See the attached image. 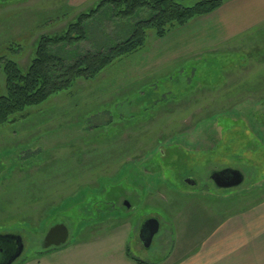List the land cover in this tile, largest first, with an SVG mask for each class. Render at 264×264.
<instances>
[{"label": "rangeland", "instance_id": "rangeland-1", "mask_svg": "<svg viewBox=\"0 0 264 264\" xmlns=\"http://www.w3.org/2000/svg\"><path fill=\"white\" fill-rule=\"evenodd\" d=\"M98 1L0 0V60L2 56L13 58L25 70L39 34L61 28L67 16L73 18ZM65 12L68 14L61 15ZM104 17L107 16L102 15L90 29L94 38L91 41L100 46L115 43V34L122 36L125 32L123 25L105 23ZM102 23L107 27H102ZM193 28L173 32L160 42L151 35L140 54L115 63L96 81L80 80L67 94H57L44 105L27 108L29 112L22 120L0 126V234L18 231L22 235L25 251L18 259L36 255L48 264H143L126 256L124 242L128 237L133 256L156 264L167 254L171 239L183 240V232L194 231L191 226L186 230L180 223L187 219L185 212L201 199L236 197L252 188L254 180L244 172L251 158L245 167L239 166L244 173L243 184L233 189L217 190L215 184L196 172L203 169L207 157L217 158L215 155L227 153L228 149L233 153L249 145L259 148L256 158L264 161V152L260 151L261 147L264 149V133L252 118L258 113L264 118V105L257 99L264 97V24L243 30L224 45L235 51L215 55L206 53L214 46L197 47L206 41L196 40L194 32L189 31ZM175 35H183V42H175ZM237 45L242 46L239 49ZM92 47L91 42H82L76 50ZM173 50L179 51L172 54ZM120 88L129 91L113 101ZM5 93L0 67V95ZM228 109L230 112L224 114ZM234 120L242 125L241 121H245L252 131L241 136L238 145V136L230 133ZM230 126L228 135L221 137ZM239 128L237 133L241 135ZM213 140L220 147L211 150ZM199 141L203 148L194 153L192 145ZM176 145V151L191 154L193 163L180 168V174L169 176L163 181L165 186H150L145 201L140 196L136 199V192L141 194L143 190L135 192L131 185H137L136 178L144 174L141 162L156 160L155 151L163 152ZM171 160L176 161L175 155L163 157L161 163L170 167ZM258 161L254 159V163ZM158 176L161 180L167 177ZM184 176L197 179V188L186 187ZM154 180L158 182V178ZM108 183L113 187L109 188ZM111 189L114 196L124 193L132 206L126 212L129 216L119 222L124 224L122 233L130 221L134 222L125 240L113 233L117 222L113 213L105 215L97 210L109 206L104 205L105 197L100 201L97 198V208L91 204L92 194L103 195ZM197 208L200 243L211 230L226 229L222 222L219 227L214 225L216 216L208 220L203 208ZM116 209L123 211L119 206ZM153 214L159 216L161 228L151 247L144 248L136 241L135 227L139 218ZM171 222L176 226L175 235ZM52 224L68 225L69 239L55 249L34 253L39 251L42 236ZM195 241L198 240L191 244ZM179 253L175 252V258Z\"/></svg>", "mask_w": 264, "mask_h": 264}, {"label": "trees", "instance_id": "trees-1", "mask_svg": "<svg viewBox=\"0 0 264 264\" xmlns=\"http://www.w3.org/2000/svg\"><path fill=\"white\" fill-rule=\"evenodd\" d=\"M224 1L225 0H100L97 5L88 8V10L78 12L73 18L68 19L67 16L66 19H64L65 21L67 20L64 26L54 31L50 30V32H43L35 39L34 55L25 70L21 68L20 64H18L15 59L1 57L0 67L3 72L6 93L0 95V126L9 125L13 122H18V120H22L29 112L26 111L27 108L44 105L57 94L69 92L76 86L77 81H80V79L86 82L96 81L99 76L103 74L104 70L110 68L115 63L140 54V52L146 48L148 39L151 35H154L156 39L163 38L171 33V31L194 21V19L216 11V8L220 7ZM68 13L65 12L61 15L64 16ZM102 15L107 16L104 17L105 23L113 21L118 26L123 25L125 32L122 36H120V33L115 34L117 40L115 43L100 46L91 41L94 40V38L91 37L90 29L93 26L95 27V21L101 19ZM55 26L57 25L55 24ZM101 26L107 27V25L103 23ZM82 42H91L93 47L90 48V50H76L78 44ZM151 83L152 82H150V84ZM162 98L167 99V97L163 96ZM257 99H259L261 105H264V97H258ZM227 112H230V109L223 111L224 114ZM243 115L244 113L242 116ZM253 117L259 122V128L264 133L263 114L261 115L258 113L252 115V118ZM241 123H243L244 126L240 124V122L235 121V123L232 124V130L231 126L225 128L221 133V137L228 135L230 129L231 134L235 132L238 136L235 140L236 145H238L241 142V136L244 137L250 132L252 133L245 121H241ZM249 124L251 128H254L255 124L251 119L249 120ZM239 126L241 127V135L237 133V130L240 129ZM194 127L199 129L197 125ZM252 137L255 138V136ZM217 140H213L212 146L210 147L211 150L212 148L216 147L217 149L220 147L217 145ZM192 146L194 153H199L203 148L200 147V141L199 144L194 143ZM177 149H179L178 145L174 146V148L169 146L168 149H164L163 152L155 151L158 156L156 160L153 159L141 162L144 169V174H142L144 177L142 176L140 179L136 178L138 181L136 183L137 185H131V187L135 189V192L138 189L143 190L141 194L138 191L136 192V199L140 196L143 197L145 201L146 195L154 184L158 189L165 186L163 181H166L169 176L177 173L180 174V168L193 163L194 158L190 153L185 151L184 155L181 151H176ZM260 149V151L264 152L262 147ZM211 150L208 152L210 153ZM227 151V153L215 155L217 158L207 157V160L203 163V169L196 173L200 175V177L204 176L209 182L208 177L212 170L223 169L224 167L239 168V166H244L245 163H250L252 159L250 165L246 164V171L244 172L252 176V180H254L252 183L253 185L259 184V181L264 178V161H258L256 158L259 148L254 145H249L244 149L237 150V152L230 150L233 151V153H231L229 149ZM167 155L172 157L175 155L176 161L171 160L169 164L170 167H166V165L163 166V163H161V159ZM218 158L223 162H218L216 160ZM254 159L258 162L254 163ZM180 164L181 166H179ZM158 173L162 176L166 174L167 177L161 180L162 177H156ZM145 177H147V182H145ZM196 177L200 178L197 175ZM155 178H158L157 183L154 180ZM108 184H110L109 188H112L114 185L112 183ZM138 185L140 187H138ZM186 187L188 186L186 185ZM194 188H197V186L192 187V189ZM92 195V207L97 208V198L100 201V199H104V197V205H109L104 210L97 208L100 213H103L110 207H114L115 209L117 207L115 205H119L117 204L118 199L122 196L126 198L124 193H121L119 197L114 196L112 189L103 195L99 193ZM120 207L121 210L124 211L121 219H125L128 216L126 212L129 210L125 207ZM121 219L118 218V221ZM143 220L144 218H139L138 222L141 223ZM127 255L133 260L135 259L138 262H142L137 257H132L130 249L127 250ZM159 260L162 261L163 258Z\"/></svg>", "mask_w": 264, "mask_h": 264}, {"label": "crops", "instance_id": "crops-1", "mask_svg": "<svg viewBox=\"0 0 264 264\" xmlns=\"http://www.w3.org/2000/svg\"><path fill=\"white\" fill-rule=\"evenodd\" d=\"M261 24H264V0H225L220 7L216 8V11L194 19L184 27L173 30L167 36L159 38L156 42L166 39L173 32H180L186 27L194 26L193 29H189V31L194 32V38L207 42L202 41L197 47L214 46V51L212 48H208L209 51L206 53L215 55L221 51H235L232 48H225L224 45L226 43L230 44L232 37L241 34L243 30ZM174 40L175 42H183V35H175ZM217 45L221 47L215 50ZM241 46L237 45L236 48L240 49ZM190 47L196 50L199 49L194 45ZM182 50L184 51L183 43ZM177 51L179 50H173L171 53ZM128 91L124 92L120 88L115 93L113 101L119 100L122 94L126 95ZM213 201H218V203ZM236 201L240 202L235 205L234 202ZM198 203L193 209L185 212L187 219L185 222L180 223L186 230L191 226L194 231L183 232L182 235H185L183 240L176 237L178 243L175 237L171 239L167 254L162 257V261H157L156 264H264V178L259 181V184L252 185L251 189L247 188L245 192L238 194L236 197L232 195L227 196L225 199L223 197H207L201 199ZM197 207L203 208V213H206L208 220L216 216L217 221L215 220L214 225L219 227V223L222 222L221 226L227 225L226 229L215 228L214 231L211 230L200 243ZM116 214L113 213L112 215V217L115 216L117 221L114 224L113 229L115 231L113 233L119 237L122 236L125 240L127 237L126 232L133 228L134 222L133 220L130 221L131 225L127 227L126 232L122 233L121 230L124 224L119 223L121 220L118 221V218L121 219L123 215L118 216ZM171 223L174 232L176 226L173 222ZM192 240L198 241L191 244ZM124 243L125 254L128 256V237ZM176 251H180L177 258L174 256ZM43 262L36 255H32L18 264H48ZM139 263L153 264L151 262Z\"/></svg>", "mask_w": 264, "mask_h": 264}, {"label": "water", "instance_id": "water-1", "mask_svg": "<svg viewBox=\"0 0 264 264\" xmlns=\"http://www.w3.org/2000/svg\"><path fill=\"white\" fill-rule=\"evenodd\" d=\"M210 180L217 188H236L242 185L244 174L237 168L226 167L221 170H213L210 175ZM187 185H194L195 181L191 177L185 180ZM128 206L129 203L125 202ZM160 228V221L155 217H148L142 221L138 234L139 239L144 248L151 246L153 238L156 236ZM69 236L68 227L64 224H54L43 235L41 247L43 249H51L52 247H59L64 245ZM10 252L9 256H5L0 264H13L18 257L23 253V239L19 234L5 233L0 234V252Z\"/></svg>", "mask_w": 264, "mask_h": 264}, {"label": "flooded vegetation", "instance_id": "flooded-vegetation-1", "mask_svg": "<svg viewBox=\"0 0 264 264\" xmlns=\"http://www.w3.org/2000/svg\"><path fill=\"white\" fill-rule=\"evenodd\" d=\"M188 177V176H187ZM187 177H184L183 178V181H184V183H185V180L187 179ZM209 178V182H210V176L208 177ZM195 181V180H194ZM186 184V183H185ZM187 185V184H186ZM194 187H196L197 186V181H195V184L193 185ZM225 190H228L227 188H224ZM127 198V197H126ZM120 201L119 202H117V204H119L120 206H122V207H125V208H129V205L127 206L126 205V203L125 202H127L128 203V201H126L127 199H125V197H120V199H119ZM119 205H115V206H119ZM119 206V207H120ZM148 217H150V216H148ZM160 221V220H159ZM161 222V221H160ZM52 225H54V224H52ZM68 226V225H67ZM140 226H141V223H139V222H137V226L135 227L136 228V234H137V236H136V241L137 242H139L140 243V245H142V243H141V241H140V239H139V234H138V232L137 231H139V228H140ZM49 228H51V227H49ZM160 228H161V225H160ZM160 228H159V230H160ZM69 230V229H68ZM135 230V229H134ZM134 235V234H133ZM135 237V235L133 236V238ZM21 238L23 239V237H22V235H21ZM24 243H25V241H24V239H23V247H24ZM143 246V245H142ZM10 255V252L8 251V250H6V253H4V251L3 252H0V261H2L3 260V258L5 257V256H9Z\"/></svg>", "mask_w": 264, "mask_h": 264}]
</instances>
